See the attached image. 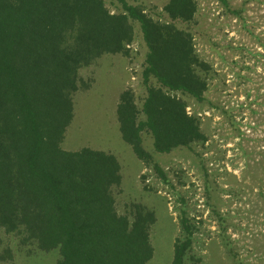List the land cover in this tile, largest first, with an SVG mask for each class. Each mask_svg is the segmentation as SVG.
Listing matches in <instances>:
<instances>
[{
    "label": "trees",
    "instance_id": "1",
    "mask_svg": "<svg viewBox=\"0 0 264 264\" xmlns=\"http://www.w3.org/2000/svg\"><path fill=\"white\" fill-rule=\"evenodd\" d=\"M116 1L117 11L104 0H0V227L18 234L23 246L57 250L54 264H147L153 256L154 212L141 203L128 213L116 207V156L62 147L79 70L104 54L129 56L134 23L146 47L145 96L139 104L132 88L119 94L121 138L163 178L143 132L157 153L206 140L187 99L203 100L210 66L193 33L177 26L194 20L197 1L167 0L162 19ZM180 224L185 235L174 241L171 264H199L187 258L192 226L186 218Z\"/></svg>",
    "mask_w": 264,
    "mask_h": 264
},
{
    "label": "rangeland",
    "instance_id": "2",
    "mask_svg": "<svg viewBox=\"0 0 264 264\" xmlns=\"http://www.w3.org/2000/svg\"><path fill=\"white\" fill-rule=\"evenodd\" d=\"M196 1L194 20L177 26L193 33L199 57L210 66L203 100L187 99L206 140L157 153L150 134L143 132V146L163 178L145 167L121 138L119 94L132 88L139 104L145 96L141 71L146 47L134 23L129 56L104 54L79 70L73 119L62 147H89L116 156L118 211L128 213L132 203H141L156 217L149 231L154 252L147 264H171L174 241L185 235L182 218L192 226L188 260L264 264V0ZM128 2L154 18L165 17L167 0ZM104 3L118 10L116 0ZM19 237L0 227V264H54L58 259L57 250L23 246Z\"/></svg>",
    "mask_w": 264,
    "mask_h": 264
},
{
    "label": "built area",
    "instance_id": "3",
    "mask_svg": "<svg viewBox=\"0 0 264 264\" xmlns=\"http://www.w3.org/2000/svg\"><path fill=\"white\" fill-rule=\"evenodd\" d=\"M132 45H129L128 47H131ZM187 111H188V113L190 114V112H189V108L187 107Z\"/></svg>",
    "mask_w": 264,
    "mask_h": 264
},
{
    "label": "crops",
    "instance_id": "4",
    "mask_svg": "<svg viewBox=\"0 0 264 264\" xmlns=\"http://www.w3.org/2000/svg\"><path fill=\"white\" fill-rule=\"evenodd\" d=\"M66 134V133H65Z\"/></svg>",
    "mask_w": 264,
    "mask_h": 264
}]
</instances>
